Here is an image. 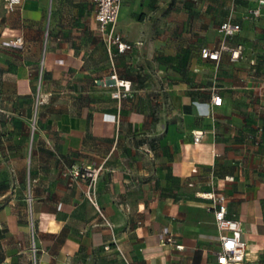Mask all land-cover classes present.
<instances>
[{"label":"crops","instance_id":"crops-1","mask_svg":"<svg viewBox=\"0 0 264 264\" xmlns=\"http://www.w3.org/2000/svg\"><path fill=\"white\" fill-rule=\"evenodd\" d=\"M194 2L200 50L218 47V26L232 21L240 31L228 45H241L240 57L205 60L195 45V57L175 65L169 0H122L116 30L134 46L114 58L117 77L131 85L117 100L93 2L26 0L5 13L0 0V95L29 103L20 115H32L36 130L31 203L25 210L12 199L0 210V264H123L112 234L129 264H214L220 232L206 192L226 197L246 263L264 264V7L249 18L257 0ZM17 37L21 47L7 46ZM171 66L182 70L173 76ZM15 159L26 162L20 152ZM89 165L101 167L96 205L71 175ZM164 228L174 243L160 242Z\"/></svg>","mask_w":264,"mask_h":264},{"label":"built area","instance_id":"built-area-1","mask_svg":"<svg viewBox=\"0 0 264 264\" xmlns=\"http://www.w3.org/2000/svg\"><path fill=\"white\" fill-rule=\"evenodd\" d=\"M26 0H3L2 9L5 13H10L19 8ZM95 5V21L98 30L105 41L109 60L111 63V74L109 79L113 82L115 91L112 93L114 99L120 100L131 92V85L128 81L120 80L114 70V58L132 49L134 43L128 42L117 32L116 24L118 21L119 11L122 0H90ZM264 7V0H257V7L248 11L249 18H257L260 16V9ZM240 31V25L232 21H224L218 26V32L221 35V41L218 47L202 48L200 55L202 59L218 62L223 52H228L231 60H237L241 55L242 46L236 45L231 47L228 45V39ZM7 46L21 47L22 39L15 38L7 43ZM211 102L215 106L221 105L222 99L219 95L213 94ZM203 131L193 132V141L200 142L203 137ZM100 166H84L74 167L71 169L73 179L83 180L86 184L84 189L85 197L96 205V183ZM205 199L211 200L213 204V215L217 230L220 232V249L216 252L214 264H247L245 259L246 243L240 237V223L236 219L226 217V197L222 194L206 192L202 194ZM159 239L162 244L174 243L172 234L164 228L159 233ZM112 244L115 245L119 252L123 264H129L123 253L117 246V240L112 234ZM180 248L179 245L175 246ZM105 250L110 248V244L103 245ZM32 251L35 253L34 246Z\"/></svg>","mask_w":264,"mask_h":264},{"label":"rangeland","instance_id":"rangeland-1","mask_svg":"<svg viewBox=\"0 0 264 264\" xmlns=\"http://www.w3.org/2000/svg\"><path fill=\"white\" fill-rule=\"evenodd\" d=\"M237 1V0H235ZM194 0H169V6L164 11V15L170 19V27L174 29L169 37L171 45L168 54L171 63H178L179 57L185 62L195 57V45L198 46L197 51H200V41L203 36H199L193 32V28L199 26L197 21V10L194 6ZM4 12L0 8V18ZM181 28L180 32L176 29ZM185 33V35H183ZM157 40L159 45H162V40L166 37L154 36L152 41ZM144 45L152 42L151 37L144 39ZM182 42L186 45L187 50L178 55L176 45ZM165 57V53H164ZM159 71L157 67L154 71ZM170 74L175 76L182 70L180 67H172L169 69ZM1 92V89H0ZM10 99L3 98L0 95V210L8 204L9 201L14 199L16 205H20L27 210L31 203V189L32 181L30 174L29 161L31 157V144L34 140V133L36 130L33 128L32 115L29 120H24L20 112L29 106L24 100H20L12 96V94H4ZM26 125V128H25ZM28 126V127H27ZM29 144V146H28ZM24 154L23 165H19L15 158L18 154ZM4 196V198H1ZM32 229H30V232ZM6 235L4 227L0 223V257L3 255L2 240ZM33 243L29 244V249H32ZM30 254L29 263L32 262V252Z\"/></svg>","mask_w":264,"mask_h":264}]
</instances>
